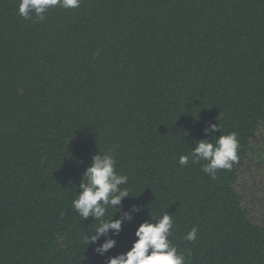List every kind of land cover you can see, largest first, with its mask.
<instances>
[{"label":"trees","instance_id":"trees-1","mask_svg":"<svg viewBox=\"0 0 264 264\" xmlns=\"http://www.w3.org/2000/svg\"><path fill=\"white\" fill-rule=\"evenodd\" d=\"M19 3L0 0V264H107L165 211L186 264H264V216L239 181L264 172V0H80L44 20ZM232 131L230 170L179 164ZM113 147L130 193L121 231L85 247L100 222L72 200Z\"/></svg>","mask_w":264,"mask_h":264},{"label":"clouds","instance_id":"clouds-1","mask_svg":"<svg viewBox=\"0 0 264 264\" xmlns=\"http://www.w3.org/2000/svg\"><path fill=\"white\" fill-rule=\"evenodd\" d=\"M57 5L66 9L77 8L80 0H20L18 13L24 19H30L34 13L38 20H44L45 13ZM210 127L213 131L219 130L217 123L211 124ZM205 132H208L207 128ZM213 137H215L214 142L212 139L197 140L196 146L192 147L189 154L180 155L179 164L187 165L189 156L193 164L205 161L202 171L213 179L216 178L218 169L230 170L233 163L238 162L237 133L232 131ZM114 151L115 147L108 150L99 149L92 155V162L81 173L79 190L72 200V209L78 212V216L83 220L92 216L94 221L100 222L93 229L94 235L89 234L92 230L82 237L85 247L89 243H95L101 236H106L110 230L113 235H118L121 231L123 219L114 216L120 211L118 206H121L122 199L129 197L130 193L127 187H121L128 183V176L118 174L115 170ZM109 208L114 211L105 219ZM127 218L131 219V216L128 215ZM173 223L172 216L167 211L158 218L139 223L131 246L126 251L110 257L107 264H186L184 254L179 252L177 246L168 239L173 232ZM197 233L198 228L194 226L184 239L195 241ZM115 245V239L107 238L95 251L103 255Z\"/></svg>","mask_w":264,"mask_h":264},{"label":"rangeland","instance_id":"rangeland-1","mask_svg":"<svg viewBox=\"0 0 264 264\" xmlns=\"http://www.w3.org/2000/svg\"><path fill=\"white\" fill-rule=\"evenodd\" d=\"M253 172L254 175L251 177L249 175H241L239 181L243 184L244 189L247 188L248 183H253V193L249 197L250 207L257 215L264 216V172Z\"/></svg>","mask_w":264,"mask_h":264}]
</instances>
